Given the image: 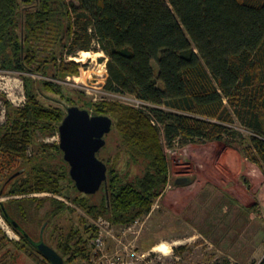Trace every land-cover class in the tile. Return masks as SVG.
<instances>
[{"label": "trees", "instance_id": "16d2710c", "mask_svg": "<svg viewBox=\"0 0 264 264\" xmlns=\"http://www.w3.org/2000/svg\"><path fill=\"white\" fill-rule=\"evenodd\" d=\"M94 40L109 57L106 88L148 105L92 102L81 92L76 101L62 86L29 76L62 81L79 76V63L66 55L90 51ZM0 71L24 75L26 95L25 104L15 107L0 93L8 118L0 126V196L22 197L0 202L2 217L20 237L9 238L0 226L1 261L38 253L51 264L35 246L47 242L41 235L35 241L26 226L39 224L43 235L54 219L73 210L56 196L114 225L129 226L148 215L169 184L165 144L221 141L237 147L264 174V0H0ZM42 91L81 103L93 115L110 116L128 164L143 166L142 174L131 180L120 175L100 151L108 166L107 186L96 203L98 193H81L60 146L38 143L39 135L57 132L67 115L45 104ZM237 121L252 133L248 140L232 128ZM34 146L38 150L31 155ZM36 193L54 196H30ZM47 202L44 216L33 218ZM244 210L258 212V205ZM58 231L56 225L52 239ZM96 233L94 226L84 233L71 226L58 234L55 249L65 264L90 263Z\"/></svg>", "mask_w": 264, "mask_h": 264}, {"label": "rangeland", "instance_id": "374dc122", "mask_svg": "<svg viewBox=\"0 0 264 264\" xmlns=\"http://www.w3.org/2000/svg\"><path fill=\"white\" fill-rule=\"evenodd\" d=\"M84 52H90L91 58L84 61L74 59ZM98 53L101 56L96 55ZM66 58L68 61L79 63V76H70L62 81L40 75H28L36 81L46 80L62 86L65 94L76 101L81 97V92L84 94L83 98L92 102L111 100L136 106L134 96L106 88L109 57L97 40L92 43L90 51L80 50L75 55H66ZM154 67L157 70L156 64ZM22 76L24 75L20 73L0 71V93L15 107H20L26 102ZM41 99L47 105L61 107L66 113L69 107L82 106L81 103L74 105L73 101L46 91H42ZM7 120L5 104L0 101V126L6 124ZM232 128L242 141L248 140L252 135L238 121ZM112 130L105 137L107 144L101 150L100 157H111V165L120 175H128L130 180L141 175L143 166L128 164V156L121 149L120 137L114 128ZM162 138L164 139L163 130ZM38 143L59 145V128L51 135H39ZM37 150L35 146L31 147L29 154H35ZM165 150L170 165L168 186L155 202L151 212L138 219V223L129 225L132 230L127 231V235L122 232L125 226L113 224L118 239L107 240L106 252L109 256L114 257L119 253L121 264L125 263L122 255L126 250L127 264H218L226 259L233 263L259 264L264 258V174L260 168L243 156L237 147H231L221 141L192 143L185 147L175 144L173 148L165 144ZM3 175H6V172ZM182 177L188 178L190 184L176 185V180ZM1 182L2 179L0 184ZM72 194L75 195L73 191ZM30 196L41 199L54 195L36 193ZM101 196L102 192L98 193L92 202H98ZM56 197L65 201L73 210L54 219L44 230V236L39 233V224L27 225L26 229L35 241H40L41 235V239L44 238L48 245L55 248L58 234H66L71 226L84 233L86 227L96 228V225L100 224L99 216L92 217L71 200ZM19 198L22 197L3 195L0 196V202ZM230 198L237 203H231ZM256 205L258 212L249 213L244 210ZM49 207L50 202H47L38 210V214H32V217L44 216ZM56 225L59 226V231L54 234L56 238L52 239ZM0 226L9 238L20 239L1 213ZM92 241L90 249L95 255ZM161 244L169 247L168 252L155 250ZM2 254L3 252H0V257ZM34 254L35 256L30 257L19 253L14 261L0 260V264L47 263L38 253ZM104 261L106 262L103 260L101 263Z\"/></svg>", "mask_w": 264, "mask_h": 264}, {"label": "water", "instance_id": "95a60500", "mask_svg": "<svg viewBox=\"0 0 264 264\" xmlns=\"http://www.w3.org/2000/svg\"><path fill=\"white\" fill-rule=\"evenodd\" d=\"M113 125L110 116L93 115L87 109L72 106L59 126L60 149L70 166L71 178L83 194L95 195L103 185L107 186L108 166L98 154L106 146L105 137L111 133ZM189 184L186 177L176 180L178 186ZM2 207L5 210L3 203ZM12 224L18 226L15 221ZM37 249L51 264H65L64 257L47 243L39 242Z\"/></svg>", "mask_w": 264, "mask_h": 264}, {"label": "built area", "instance_id": "2783aa9c", "mask_svg": "<svg viewBox=\"0 0 264 264\" xmlns=\"http://www.w3.org/2000/svg\"><path fill=\"white\" fill-rule=\"evenodd\" d=\"M1 90V88H0ZM135 105H132L134 107L137 108H141L144 105H147V103L142 102L141 100L135 98ZM99 223L98 225H96V236L94 237L93 241H92V247H94V251L96 252L95 254L98 256L97 259L91 260L90 263H86V264H121V257H119L118 254H116L117 256H109V254L106 252V243L107 240L109 238H115L116 234H115V226L111 223L110 220H108L107 218L103 217V216H99L98 217ZM139 220H137L135 223H138ZM131 231L132 227L131 226H125L122 229V232L124 235H127V231ZM106 260V262L104 261V263H101V261Z\"/></svg>", "mask_w": 264, "mask_h": 264}, {"label": "bare ground", "instance_id": "6f19581e", "mask_svg": "<svg viewBox=\"0 0 264 264\" xmlns=\"http://www.w3.org/2000/svg\"><path fill=\"white\" fill-rule=\"evenodd\" d=\"M96 55L101 56V55H99V53ZM91 56H92V54L90 52H84V53H82V55L80 57H75L74 59L77 61H84L87 58H91ZM168 249H169V247H167L165 244H161V245H158V247H156L155 250L158 252L166 253V252H168Z\"/></svg>", "mask_w": 264, "mask_h": 264}, {"label": "crops", "instance_id": "0c3cea01", "mask_svg": "<svg viewBox=\"0 0 264 264\" xmlns=\"http://www.w3.org/2000/svg\"><path fill=\"white\" fill-rule=\"evenodd\" d=\"M207 233V232H206ZM204 234H205V232H204ZM116 236V235H115ZM116 238H117V236L115 237V238H110V239H115L116 240ZM110 239H109V241H110ZM118 239V238H117ZM127 247V246H126ZM127 251V250H126ZM124 252V255H122L123 256V261L125 262H123L124 264H127V252ZM123 253V252H122ZM117 254H119V253H117ZM94 256V257H93ZM121 257V256H120ZM98 258V256L95 254V255H91V260H94V259H97ZM90 260V261H91ZM81 263H83V264H86V263H89L88 261H86V260H82V259H77L76 261H74V262H72V263H69V264H81Z\"/></svg>", "mask_w": 264, "mask_h": 264}, {"label": "flooded vegetation", "instance_id": "af4514ba", "mask_svg": "<svg viewBox=\"0 0 264 264\" xmlns=\"http://www.w3.org/2000/svg\"><path fill=\"white\" fill-rule=\"evenodd\" d=\"M37 245H38V243H37ZM37 245H35V246L37 247Z\"/></svg>", "mask_w": 264, "mask_h": 264}]
</instances>
